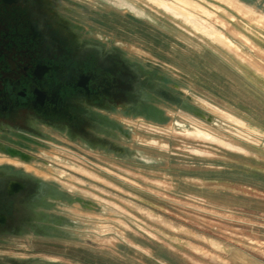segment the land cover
<instances>
[{
    "label": "rangeland",
    "instance_id": "obj_1",
    "mask_svg": "<svg viewBox=\"0 0 264 264\" xmlns=\"http://www.w3.org/2000/svg\"><path fill=\"white\" fill-rule=\"evenodd\" d=\"M125 1L133 12L104 7L115 23L103 34L177 83L203 115L168 109L180 127L132 123L141 136L123 143L144 161L49 150L32 165L36 174L92 208L61 212L71 224L63 238L38 248L17 242L0 255H36L40 264H264V190L252 184L264 151L246 143L242 121L264 127L262 0Z\"/></svg>",
    "mask_w": 264,
    "mask_h": 264
},
{
    "label": "flooded vegetation",
    "instance_id": "obj_2",
    "mask_svg": "<svg viewBox=\"0 0 264 264\" xmlns=\"http://www.w3.org/2000/svg\"><path fill=\"white\" fill-rule=\"evenodd\" d=\"M104 7L133 12L135 6L125 0H0V249L61 239L71 226L61 212L92 208L36 174L32 165L45 163L49 150L144 161L123 143L141 136L132 123L180 127L168 109L203 115L184 108L185 101L197 106L177 83L103 34L100 27L115 23ZM150 107L157 118L145 113ZM41 261L0 255V264Z\"/></svg>",
    "mask_w": 264,
    "mask_h": 264
},
{
    "label": "crops",
    "instance_id": "obj_3",
    "mask_svg": "<svg viewBox=\"0 0 264 264\" xmlns=\"http://www.w3.org/2000/svg\"><path fill=\"white\" fill-rule=\"evenodd\" d=\"M243 108V106H242ZM246 112H249L250 110L248 108H245ZM243 123L245 124L246 127V132L245 134V141L248 143V140H254L257 143L256 145V151L259 152L261 149L264 151V127H261L259 124H256L254 126H249V122L247 119H242ZM241 153L246 155V157L249 155L248 147L247 144L245 147H241ZM253 155V154H252ZM253 157H257V154ZM255 176H256V181L253 182L252 184L258 188L259 190H264V184L260 183V179L264 180V170L261 169H256L255 170Z\"/></svg>",
    "mask_w": 264,
    "mask_h": 264
},
{
    "label": "water",
    "instance_id": "obj_4",
    "mask_svg": "<svg viewBox=\"0 0 264 264\" xmlns=\"http://www.w3.org/2000/svg\"><path fill=\"white\" fill-rule=\"evenodd\" d=\"M241 2L247 4V5H252V4H255L257 2V0H240ZM264 0H262L261 3L257 4L256 3V6L257 8L261 9L264 11ZM184 108L191 111V112H194L196 115H202L203 114V111L195 106H191L188 102H184ZM145 113L148 115V116H151L153 118H157L158 115L160 113L157 112V110L153 107H150L147 111H145Z\"/></svg>",
    "mask_w": 264,
    "mask_h": 264
},
{
    "label": "bare ground",
    "instance_id": "obj_5",
    "mask_svg": "<svg viewBox=\"0 0 264 264\" xmlns=\"http://www.w3.org/2000/svg\"><path fill=\"white\" fill-rule=\"evenodd\" d=\"M181 14H184V13L181 11L180 15H181ZM184 15H186V14H184ZM187 16H188V15H187ZM259 20H260V19H258L257 22H259ZM257 22H256V23H257ZM260 23H261V22H260ZM258 24H259V23H258ZM260 26H261V24H260ZM200 27H201V26H200ZM213 35H214V34H213ZM216 35H217V34H216Z\"/></svg>",
    "mask_w": 264,
    "mask_h": 264
}]
</instances>
